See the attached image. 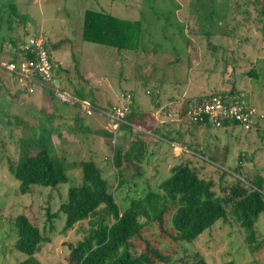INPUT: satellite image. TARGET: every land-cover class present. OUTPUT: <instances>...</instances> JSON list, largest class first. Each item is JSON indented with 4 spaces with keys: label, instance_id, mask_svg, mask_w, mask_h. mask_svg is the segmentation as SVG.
I'll return each instance as SVG.
<instances>
[{
    "label": "rangeland",
    "instance_id": "obj_1",
    "mask_svg": "<svg viewBox=\"0 0 264 264\" xmlns=\"http://www.w3.org/2000/svg\"><path fill=\"white\" fill-rule=\"evenodd\" d=\"M172 1L180 4L181 8L176 10V19L184 24V31L188 32V35L198 27L201 28L197 27L198 20L195 15H191V19L188 17L190 8L200 9L204 27L215 32H226L229 26L233 27V22L235 25L236 20L239 21V25L233 27L234 40L225 35H222L220 40L216 36L208 37L217 48L212 49L209 45L206 47L205 39L202 38L200 42L198 38L189 35L192 44L188 47L191 51L188 60L184 59L185 55L180 54L182 59L175 60L177 63L164 65L163 62L161 65V60H158V63L153 65V60L147 59L146 56L150 53H144L140 62V65L144 66H139V71L145 79L141 82V88L145 92L154 76H163L164 80L179 85L175 88L174 85L171 86L174 92L173 99L170 100L174 101L171 108L173 111L177 110V107L181 108L186 98H195L198 93H209L215 85L221 89H229L232 84L239 94H245L256 108L255 125L250 130H243L240 126H210L211 134L206 133L201 138L205 148H209L207 150L212 161L198 160L196 164L204 165L201 168L198 166L199 174L213 180L215 192L224 195L226 190L223 189H227L237 178L242 182L251 179L255 174L264 178V34L261 28L251 21L258 3L253 4V0H248L251 1L247 2L251 16H245L244 19L242 14H237L234 20L224 26L223 22L227 21L226 16H223L226 8L223 10L224 5L220 3L225 0H214L210 6L211 12L208 10L209 6L207 7V4L212 2L209 0ZM239 1L244 3L246 0ZM157 3L161 6L170 4L167 1L155 0V4ZM151 7L153 5L144 0H0V60L5 61L7 58L1 56L6 53L7 44L11 50L16 48L11 40L20 42L35 33L55 45L57 41L66 39L52 52L55 69L60 68L61 71L57 73L62 82L60 88L68 93L80 89L89 97L88 81L84 77L87 71L98 75L112 100L114 89L119 90L116 76L121 71L117 69L115 62L122 56L110 46L82 40L80 30L84 11L86 8H102L121 18H141L146 34L149 33L148 36L153 40L157 39L156 42L149 43L151 46L157 43L161 50H169L173 43L181 51L182 40L177 27L171 25L176 22L174 17L166 19L165 9L159 6H154V9ZM206 12L210 13L209 16L204 15ZM158 13L163 16L156 17ZM219 19H222V22H218ZM162 32L169 36L170 42L162 38ZM200 44L203 46L202 50ZM251 69L254 70L249 74ZM130 73L134 71L131 69ZM109 84H112V87ZM7 86L0 80V264H14L22 257L21 253L12 249L15 237L12 220L21 212L35 219L47 237L36 254L37 259L42 264H71L69 244L82 238L88 227V220L64 231V215L59 211V205L66 196L68 184L81 182V169L76 162L82 158H100L105 174L113 186L116 184L115 169L110 161L114 155L110 138L86 130L87 127L108 131L110 128L107 123L106 128H102L101 123L91 122L77 106L64 103L60 105L56 99L50 98L47 90L40 95H28L19 88L13 93L10 85ZM6 90L12 92V99H9ZM60 113L67 118L60 116ZM69 124L76 130L70 131ZM44 128L50 130V139L56 154L66 159L69 181L54 188L33 186L31 191L20 194L17 190L18 181L8 169L9 162L17 159L26 140L33 143ZM133 129L146 133V129L139 125ZM146 136L144 139L148 140L149 137ZM130 139L131 135L121 143L129 145ZM148 141L152 142L145 148L149 161L146 162L145 175L140 178L139 190L145 187V183L154 186L164 179L169 174L168 169L176 159H180L178 149H174L168 142L160 143V140L155 139ZM140 144L135 145L132 150L140 152ZM31 152L34 153L35 149L31 148ZM155 155H158L157 158ZM227 218V222L219 219L194 241L181 245L179 241L160 236L156 226L147 228L145 235L169 254L170 259L164 264H186L197 252H202L209 264H226L230 260L235 264H264V245L261 252L251 254L241 227L230 216ZM256 229L259 232L258 241L263 239L264 244V213L256 221Z\"/></svg>",
    "mask_w": 264,
    "mask_h": 264
},
{
    "label": "trees",
    "instance_id": "obj_2",
    "mask_svg": "<svg viewBox=\"0 0 264 264\" xmlns=\"http://www.w3.org/2000/svg\"><path fill=\"white\" fill-rule=\"evenodd\" d=\"M144 1L153 5L151 9H154V6L165 9L164 16L166 19L170 16L174 17L173 19L176 22L171 25L177 27L180 40H182L181 51L173 43H170L169 50H161V46L159 47L157 43L151 46L149 43L157 39L153 40L150 38L151 36H148L149 33L146 34L141 18H121L102 8L85 9L80 30L82 40L110 46L119 54H122L124 50L152 52L159 55L161 62L169 58L172 63L175 60L181 61L180 54L185 55L184 59L186 60L190 58L191 51L188 47L192 43V39L189 35H199V39H205V46L209 45L214 49L218 46L212 43L208 37L216 36L220 40L222 35H225V37L233 39V27L239 25V21L236 20V24L234 25L233 22V27L229 26L226 32L224 30L215 32L212 29H206L203 25L204 20L201 18L203 13L200 12V9L195 8V10H192L190 8L187 13L188 17L191 19V15H195V19L198 20L197 27L201 26V28L198 27L188 35V32L184 31V24L176 19V10L181 8L179 3L172 0H161L170 2V4L167 3L168 6H161L158 3L155 4V0ZM213 1L209 0L210 3L207 4L210 12L212 11L210 6ZM247 2L251 3L248 0L244 3L239 0H225L220 3L224 5L223 10L226 8L223 16H226L227 21L223 22L224 26L232 19L234 20L237 14H242L244 19L245 16L246 18L251 16ZM255 2L258 5L254 8L255 13L251 21L257 24L264 34V0L252 1L253 4ZM225 5L227 6L225 7ZM209 14V12H206L204 15L209 16ZM155 16L162 17L163 15L158 13ZM222 19L224 20V18ZM222 19H219L218 22H222ZM162 33L164 34L162 38L165 41L168 40L169 36L165 32ZM30 36L40 35L35 33ZM25 40L20 42L11 40L16 48L15 56H12L9 60H27L35 55V53L24 52L19 47ZM65 41L66 39H61L55 45L50 44L49 40L43 38L44 45L49 53H51V48L52 50L59 48L61 43ZM168 42L170 41L168 40ZM159 59L156 58V64ZM53 65V74L58 77L57 73L61 72L59 71L60 68L55 69L54 62ZM253 70L251 69L248 73L251 74ZM162 77H156L158 78L157 82H152L151 79L144 93L154 109L161 107L162 102H167L161 109V114L165 116V111L171 112L174 115L172 123L177 127L183 125L186 111L195 101H201L211 93L219 94L224 98L239 96V91L234 84L229 89H221L215 85L209 93H198L195 98H186L184 105L173 111L171 108L174 101L172 104H168V102L173 99L174 92L163 96L162 93L166 91L162 89V84L168 82L170 86L174 85V88L178 84L164 80ZM143 80L145 79L143 78ZM15 81L19 83L16 79ZM61 83L60 79L59 88ZM19 85L22 90H26L29 94L36 93L33 90L35 88L29 83L22 85L19 83ZM35 87L39 90H47L50 97L59 99L49 88L42 85H35ZM60 89L64 90L63 88ZM126 93H129L130 98L127 103L128 109L124 114L123 121L119 122L117 130H119V127L124 128L128 130V134H131L134 125L147 126L144 121L136 119V112L140 111L145 116L149 115L150 117L152 115L151 110L146 112L142 109V104L139 105V108L136 106L134 95L130 91H121L119 93L120 98L123 99L122 95ZM70 94L80 100H85L88 97L80 89H75ZM243 95L249 102L247 96ZM59 101L61 100L59 99ZM61 103L72 104V106L81 105L77 102L61 101ZM122 104H126V102L122 101V103L110 108L108 112L113 111L114 108L120 107ZM107 113L106 117L108 119ZM59 115L67 118L61 113ZM185 123L190 126H212L208 121L204 123ZM254 125L255 122L251 124V128ZM222 126H228L229 128L242 127L239 121L230 119L225 120ZM171 127H173L171 122H166L156 126L154 131L159 132L162 138L167 140L173 147V141L179 138L170 135L172 133ZM68 128L71 129L70 131L76 130L70 124ZM86 130H92L91 132L101 136L108 135L112 137V132L105 129L93 130L87 127ZM134 132H136L134 141H132L129 148L125 151L118 146L113 148L114 155L110 161L115 169L116 184L114 186L105 174V168L100 158L87 157L76 162V165L80 166L81 169V182L68 184L66 196L59 205V211L64 215V231L72 229L77 223L84 220H88V227L82 238L73 244H69V262L71 264H164L169 261L170 256L166 253V250L158 247L153 240L145 235L147 228L156 226L160 236L179 241L181 245L184 242L194 241L204 230L211 228L217 220L222 219V221L227 222L228 216L241 227L246 246L251 254L255 255L263 250V239L258 241L259 232L256 229V221L264 213V178L261 175L255 174L245 182L237 178L227 189H223L226 190L224 195H219L213 189V180L206 179L199 174L198 166L200 164H196L197 162L191 159H186L173 164L168 169L169 174L154 186L145 183V187L139 190L141 188L140 178L143 177L146 171L145 166L146 162L149 161V157L147 156V150H145L144 141L139 142L138 133L143 131L135 129ZM50 137V130L47 128L42 129L38 138L33 140V143H31V140H26L25 145L21 146L22 150L17 159L9 162L8 169L14 179L18 181L17 190L20 194L31 191L33 186L54 188L69 181L65 165L66 159L56 154ZM161 142L165 141L160 139ZM138 143L141 144L139 146L140 152L137 153L132 149ZM30 144L31 147H29ZM31 148L35 149L34 153L31 152ZM12 225L15 232L12 249L22 254V257L14 264H42L37 259L36 254L41 250L47 237L41 231L36 220L21 212L14 216ZM186 264L209 263L202 252H197ZM226 264L235 263L230 260Z\"/></svg>",
    "mask_w": 264,
    "mask_h": 264
},
{
    "label": "crops",
    "instance_id": "obj_3",
    "mask_svg": "<svg viewBox=\"0 0 264 264\" xmlns=\"http://www.w3.org/2000/svg\"><path fill=\"white\" fill-rule=\"evenodd\" d=\"M195 38L199 39V35H193ZM199 41L201 42V39H199ZM192 44V43H191ZM190 44V45H191ZM200 49H203L202 44H200ZM189 49V48H188ZM191 50V48H190ZM6 53L1 54V56H5L7 57L6 60H9L12 58V56H15V49L11 50V47L7 44L6 46ZM54 50L51 51L50 55L51 58L55 64V59L53 58L52 52ZM150 54L146 55L147 59H152L153 63L155 62L156 58L159 59V55L158 54H153L151 52H149ZM143 54L144 52H138V51H123L122 54H120V56L122 57H118V61L115 62V66L117 67V69L121 68V71H119L118 75L116 76L117 80H118V88L119 90H115L113 91V98L112 100H110V98L107 95V92L101 82V79L98 78L97 74H91L89 72H85L86 74L84 75L85 78H87L86 80L88 81V88H89V97H87V99H85L84 101H87L88 103H90L93 106V109L91 111V113L87 114L85 112V109L79 105L77 107L80 108L81 112L83 115L89 117L91 122L94 123H101V127L102 128H106V123L108 121L107 117H106V113L109 111L110 108H113L115 105L122 103V101L124 102V100L122 98H120L119 93L121 91L127 90L130 91L133 95H134V100H135V104L136 106L139 108V105L142 104V109H144V111L148 112L149 110H151V117L149 115L145 116L144 113L142 112H136V119L138 118V120L140 121H144V123H146V127L139 124V126L143 127V129L145 130L146 133L142 132V133H138V137L140 139L137 140L139 142H143L145 143V148L148 146V144H151L152 142H149L148 140L152 139V140H162V141H166L167 140L162 138V135L159 132L154 131V128L158 125H161L162 123H166V122H171V124L173 125V127H171L172 129V133L170 134L171 136H174L176 138H179L177 140H174L173 142V148L174 149H178V153L180 155V159H176V161L174 162V164L180 162L181 160H186V159H191L194 162H197L198 160H204V161H212V159L209 158V152L207 149H209L207 147V149L205 148L204 144H203V139L201 141V138L204 134L206 133H210V127L207 126H190L188 124H184L181 127H177L175 126L172 122L174 119V115L171 114V112L165 111V116H162L161 114V109L163 108V106H165V104L167 102H162V106L159 108L154 109L150 104H149V100L148 97H146L145 93H144V89L141 88L140 83L143 81V73L139 71V66L143 67L144 65L141 64V59H143ZM5 60V61H6ZM160 60V59H159ZM165 60V59H164ZM162 61L161 64L163 62H165V65H169L170 59L168 58L167 61ZM4 61V60H0ZM133 70L134 73H130V70ZM137 69V71H136ZM123 70V71H122ZM5 71V72H4ZM138 72V73H137ZM0 80H2V83H5L6 86L10 85V87L13 89V93H16V89L19 88L21 89L19 86V83H17L15 81V78L11 75V73H9L8 71L4 70L3 68L0 67ZM10 74V75H9ZM91 74V75H90ZM101 77V76H100ZM155 79H152V82H157L156 80H158V78H156L157 76H154ZM152 77V78H154ZM159 77V76H158ZM7 78H9V81L7 82ZM55 78H57L60 81V77L56 76ZM59 85V82H58ZM110 87H112V84H109ZM179 85H176V87ZM9 87V86H7ZM37 91H40V93H35L36 95H40L42 94L43 90H39V88L34 87ZM162 89H164V91H166L165 93H162L163 96L168 95V93H173V89L170 86V84L167 82V84H162ZM3 91H5V88L3 89ZM8 93V97L9 99H12V92L10 90H6ZM24 92H26V94L30 95L26 90H24ZM51 99H53V97H50ZM56 99L58 102L59 99ZM92 99V102H91ZM173 102H168V104H172ZM60 104V103H59ZM66 104V103H64ZM61 105V104H60ZM96 109H99L100 111H96ZM103 111V113L101 112ZM105 113V114H104ZM128 123V122H126ZM135 126V125H134ZM175 126V127H174ZM177 128V129H176ZM141 130V129H140ZM108 131V130H107ZM135 129L131 130V134H128V130L124 129V128H120L119 130H117L118 134L117 137L115 139V144L114 146L112 145V147H115L116 145H118V147H120L123 151L126 150V148H129L132 145V141H134V135L136 134V132H134ZM109 132V131H108ZM177 132V133H176ZM142 134V135H140ZM129 135H131V139L129 140V145H124V142L121 143L122 140H126ZM148 135V136H146ZM149 137L148 140H145L144 137ZM101 137L104 138H111L108 135H102ZM111 143V141H110ZM205 143V142H204ZM203 144V145H202ZM176 145V146H174ZM210 145V144H208ZM156 156V155H155ZM158 156V155H157ZM157 156L155 158H157ZM168 158V157H167ZM99 159V158H97ZM170 159V158H169ZM164 163H166V159H164ZM200 166H204L202 164H200Z\"/></svg>",
    "mask_w": 264,
    "mask_h": 264
},
{
    "label": "built area",
    "instance_id": "obj_4",
    "mask_svg": "<svg viewBox=\"0 0 264 264\" xmlns=\"http://www.w3.org/2000/svg\"><path fill=\"white\" fill-rule=\"evenodd\" d=\"M19 47L24 52L35 53V55L27 60L1 61V68L11 73L21 85L26 83L33 87L42 85L51 89L61 101L80 103L87 114L91 113L93 107L87 101L80 100L61 90L59 85L55 83L53 60L41 36H29ZM122 96L126 104H122L107 113V125L110 128L109 131L112 132L111 144L113 146L119 122L123 121L124 114L128 109L127 103L130 100L129 93ZM255 114L256 108L242 94H239L236 98L230 96L224 98L219 94L211 93L201 101H195L186 111L183 120L184 122L203 123L208 121L215 127L222 126L227 119L237 120L244 130H250Z\"/></svg>",
    "mask_w": 264,
    "mask_h": 264
},
{
    "label": "water",
    "instance_id": "obj_5",
    "mask_svg": "<svg viewBox=\"0 0 264 264\" xmlns=\"http://www.w3.org/2000/svg\"><path fill=\"white\" fill-rule=\"evenodd\" d=\"M58 82H59V80H58L57 78H55V83H57V84H58Z\"/></svg>",
    "mask_w": 264,
    "mask_h": 264
}]
</instances>
